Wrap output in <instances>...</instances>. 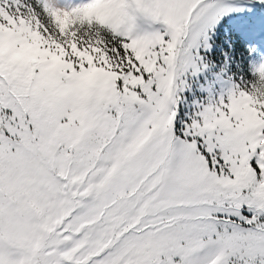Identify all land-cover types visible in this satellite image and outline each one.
Segmentation results:
<instances>
[{
    "label": "snow or ice",
    "instance_id": "snow-or-ice-1",
    "mask_svg": "<svg viewBox=\"0 0 264 264\" xmlns=\"http://www.w3.org/2000/svg\"><path fill=\"white\" fill-rule=\"evenodd\" d=\"M0 264H264V0H0Z\"/></svg>",
    "mask_w": 264,
    "mask_h": 264
},
{
    "label": "rangeland",
    "instance_id": "rangeland-1",
    "mask_svg": "<svg viewBox=\"0 0 264 264\" xmlns=\"http://www.w3.org/2000/svg\"><path fill=\"white\" fill-rule=\"evenodd\" d=\"M220 40H221V41L227 40V36H222V37L220 38Z\"/></svg>",
    "mask_w": 264,
    "mask_h": 264
}]
</instances>
